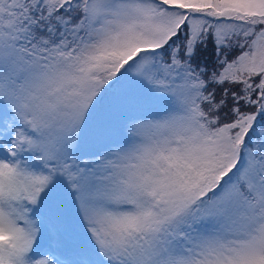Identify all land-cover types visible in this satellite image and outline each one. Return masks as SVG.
I'll return each mask as SVG.
<instances>
[{
  "label": "snow or ice",
  "instance_id": "6c2138e0",
  "mask_svg": "<svg viewBox=\"0 0 264 264\" xmlns=\"http://www.w3.org/2000/svg\"><path fill=\"white\" fill-rule=\"evenodd\" d=\"M0 264H264V0H0Z\"/></svg>",
  "mask_w": 264,
  "mask_h": 264
}]
</instances>
